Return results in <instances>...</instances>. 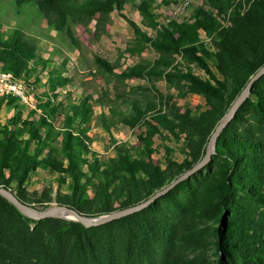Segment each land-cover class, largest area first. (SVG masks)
<instances>
[{
	"label": "trees",
	"instance_id": "trees-1",
	"mask_svg": "<svg viewBox=\"0 0 264 264\" xmlns=\"http://www.w3.org/2000/svg\"><path fill=\"white\" fill-rule=\"evenodd\" d=\"M129 2L0 0V13L37 9L46 27L78 54L82 42L74 22L87 29L93 22L99 39L108 35L116 10L134 33L120 55L140 56L147 48L156 53L152 61L125 66L93 54L92 70L102 85L71 97L72 90L59 89L72 81L68 58L57 63L38 56L22 31L0 30V69L28 86L32 74L36 82L44 72L48 86L27 116L0 121V185L21 201L47 207L54 183L59 204L87 216L144 201L204 155L218 120L264 63V0H201L188 16L168 22L155 11V0H138L141 24L152 35L127 15ZM171 3L179 0H162L163 6ZM128 77L164 79L180 97L196 93L205 103L182 108L169 104V96L162 106L131 94ZM16 100L0 96V103ZM119 124L138 130V143L112 138L114 153L101 155L89 130L109 132ZM155 135L166 151L178 149L184 157H154ZM40 174L28 192L32 176ZM31 221L0 195V264H264V74L216 137L209 161L144 208L91 227L48 217L31 229Z\"/></svg>",
	"mask_w": 264,
	"mask_h": 264
},
{
	"label": "rangeland",
	"instance_id": "rangeland-1",
	"mask_svg": "<svg viewBox=\"0 0 264 264\" xmlns=\"http://www.w3.org/2000/svg\"><path fill=\"white\" fill-rule=\"evenodd\" d=\"M237 1V0H235ZM138 0H131V2L127 3L124 6V10L127 15L136 21L142 29L146 30L148 34H154V30L150 28H146L141 24V17L135 7V4ZM201 0H192V6H196L200 4ZM155 11L159 14H163L161 9L162 0H155L154 2ZM172 4V3H171ZM37 10V9H36ZM36 10H26L21 12L20 14H14L13 11L1 12L0 13V30L6 31L8 28H17L24 33L25 39L30 41V43L34 44L37 48L36 53L38 56L48 58V60H55L57 63L62 62L64 58H68L66 65V74L72 79L71 84L66 85L63 89L59 88L61 92L70 89L72 90L71 97L80 96L83 91V87L90 86L93 89L99 90V87L102 85L101 76L98 75L97 72H93L92 66V55L98 54L103 56L104 58L119 62L122 66L130 65L137 62L140 58H144L146 61H152L156 53L152 48L145 49L140 56H129L124 54L120 55L121 51L125 48V46L133 39L134 33L132 27L129 23L121 17L117 11H113L111 14V23L107 25L109 30L108 35H102L99 39H95L92 33V25L93 22L90 23L89 29L85 28L82 23L74 22L73 27L75 29V35L79 37V40L82 42L81 46V54H78V49H73L71 47L65 46L61 41L62 35L56 34L54 31H51L46 27V23L41 20V17L37 15L38 12ZM191 10V9H190ZM189 12V11H188ZM210 46V45H209ZM212 48V45L209 47ZM57 51V52H56ZM53 52H55L53 54ZM53 63H49V68ZM193 71L197 74L204 76V71L198 66L194 65ZM34 74L29 77V81H31L33 89L30 93L36 98V95L43 96V92L47 90L48 86L46 83V75L40 73V79L38 81H33ZM126 89H129L131 94L138 96L140 98L146 99H155L156 102H162L163 100H167L169 96L172 97L169 100V104L176 102V106H181L185 108L186 106L194 109L195 107H203L205 100L204 97L196 94L188 92L185 96L180 97L177 93L176 88L169 85L167 81L164 79H159L155 81H150L144 78H136V77H128L126 80ZM113 86H116L114 83ZM88 89V91L91 90ZM57 89V90H59ZM156 97V98H155ZM36 106V103H35ZM34 107L29 104H25L16 100L11 104L3 101L0 103V121H5L12 116L21 113L23 117L27 116L29 112H31ZM95 110L98 111L99 107H95ZM40 109L36 108L35 115L39 114ZM40 129H43V125H40ZM138 130H133L128 126L123 124H119L116 127H112L111 131L106 132L101 127H93L89 130V135H92V147H94L101 155L107 156L109 154H113V144L112 138L116 140H128L131 142H135L136 144V133ZM155 139V150L156 152L153 154L154 157L162 159L166 155L169 158H173L176 161H180L184 155L178 149L174 151H166L165 147L162 145V141L157 136H154ZM165 141L166 144H172L176 147H179L181 143L175 144L173 141ZM42 180V174L33 175L31 187L28 192L36 188ZM57 184H53V193L52 198L43 202V204H53L57 205L59 202L54 198V195L57 191ZM32 209L40 210V204L30 202L28 203ZM58 215V214H57ZM55 218H62L60 216H53ZM32 219V218H31ZM29 223L30 228H34L39 220L32 219ZM70 220V219H67ZM204 223L202 224V226Z\"/></svg>",
	"mask_w": 264,
	"mask_h": 264
},
{
	"label": "water",
	"instance_id": "water-1",
	"mask_svg": "<svg viewBox=\"0 0 264 264\" xmlns=\"http://www.w3.org/2000/svg\"><path fill=\"white\" fill-rule=\"evenodd\" d=\"M263 74H264V63L250 76L244 90L240 93V95L236 98V100L232 103V105L228 108V110L218 120L217 124L214 127V130L211 132L209 136L204 155L197 162H195L190 168L182 172L180 175H178L175 179H173L167 185H165L161 189L154 192L151 196H149L144 201H141L135 205H132V206L120 209V210L111 211L109 213H105L102 215L87 216L73 208H70L66 205H61V204H57V205L48 204L47 207L40 209V210L32 209L29 204L21 201L16 196L13 190H11L8 187H4L2 185H0V195L5 197L22 214H24L25 216L29 218H32L35 220H41V219L48 218V217L60 216L65 219H70V220L80 222L85 227L101 225L111 220L120 218L129 213L140 210L144 208L145 206H147L148 204H150L151 202H153L157 197L166 193L169 189H171L177 183L189 177L191 174L196 172L198 169H200L202 166H204L209 161L211 154L215 151L216 137L218 136L222 128L232 119L238 107L242 104L245 98L249 95V91H250V88L253 82L259 79ZM59 210L67 212L69 216L57 215L56 213Z\"/></svg>",
	"mask_w": 264,
	"mask_h": 264
},
{
	"label": "built area",
	"instance_id": "built-area-1",
	"mask_svg": "<svg viewBox=\"0 0 264 264\" xmlns=\"http://www.w3.org/2000/svg\"><path fill=\"white\" fill-rule=\"evenodd\" d=\"M191 2L192 0H179L177 4L162 5L163 21L168 22L173 18L181 20L188 16L191 9ZM223 22H226V20L223 19ZM204 40L208 46H211L209 37L204 38ZM32 89L33 86H28L24 80L16 78L12 72L0 69V96H13L20 102L29 104L35 108L36 99L30 93Z\"/></svg>",
	"mask_w": 264,
	"mask_h": 264
},
{
	"label": "bare ground",
	"instance_id": "bare-ground-1",
	"mask_svg": "<svg viewBox=\"0 0 264 264\" xmlns=\"http://www.w3.org/2000/svg\"><path fill=\"white\" fill-rule=\"evenodd\" d=\"M56 214L61 215V216H69V214L65 211L59 210Z\"/></svg>",
	"mask_w": 264,
	"mask_h": 264
}]
</instances>
